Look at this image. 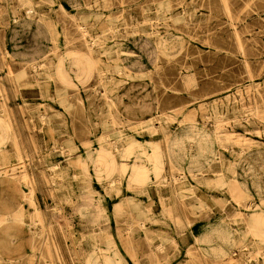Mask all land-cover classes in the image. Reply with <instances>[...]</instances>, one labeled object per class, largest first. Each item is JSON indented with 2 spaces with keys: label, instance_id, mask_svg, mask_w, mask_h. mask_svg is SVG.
<instances>
[{
  "label": "bare ground",
  "instance_id": "6f19581e",
  "mask_svg": "<svg viewBox=\"0 0 264 264\" xmlns=\"http://www.w3.org/2000/svg\"><path fill=\"white\" fill-rule=\"evenodd\" d=\"M53 1L0 0V16H8L9 10H12L14 12V20L18 22L21 20L35 23L43 22L48 28L50 24L47 22L53 18V15L59 14L64 21L69 19L72 31L64 30L61 32L63 46H55L56 39H58L55 38L52 39L54 41L53 46L47 49V51L55 54L53 56L54 60L44 61L32 58V61L21 63L19 70L26 71L35 78L34 81L38 85L36 89L37 95L41 98L60 101L64 109L70 111L73 105L67 98V89L72 88V92L77 95L74 101H78L77 104L85 117H96L101 113L104 118L109 117L111 121V126H105L99 133L102 143L96 151H92L90 141L85 140L82 142V152L80 154H74L70 149H66L63 152L65 164L80 171L72 176L79 191L74 196H68V204L72 207L73 213L77 214L81 227L96 226L101 217L106 215L108 211L111 212L113 217L117 219L119 240L117 241L118 243L109 242L110 245L115 247V244H118L117 246L124 244V248H126L127 254L130 259L132 258L134 264H159L158 260H156L157 248L162 246V243L154 248L151 247L149 234L152 235L153 230L146 224V216L154 211L153 205L145 204L143 200L134 197V195L146 194L148 190L123 182L118 167L121 144L119 143L120 133L118 125L114 120L115 113L120 109L118 105V90L115 88L113 92H108L105 89V82L100 74L98 62L92 52V45L96 42L88 44L83 40L88 31L86 25L81 24L80 19L83 17L91 18L94 25L104 24L103 28L98 32H114L119 25L130 28L135 24V17L138 16L141 17L143 22L152 20L163 21L165 19L171 21L174 24L173 30L169 34V37L173 40L172 46L167 45V41L165 42L163 38L164 34L157 29L150 36L145 37L143 44V49L146 51V59L151 65L149 70L158 74L164 64H169L176 60L175 54L179 52L185 53L192 32H189L190 30L184 31L182 28L184 26L189 28L190 25H195L193 24L195 21L206 18L204 14L201 17L196 15V8L192 6L187 8L188 11L186 13L172 11L173 6L167 0H165L166 2L160 0L155 8L140 0H138V3L141 7L138 8L129 7V5H126L128 1L125 0H121L122 6L112 7L113 3L110 0H105L106 5L104 7L99 4L96 11L86 14L83 11H78V9L99 3V0H72L70 2L73 3L76 12L71 14L63 1L57 8L58 12L54 11ZM219 1L223 11L220 17L226 18L230 22L229 25L232 28V34L237 46V56L242 63L244 71L247 72V78H249L247 88L250 89L254 98L251 116H262L264 118V15L258 14V8H256L258 16L252 13V11H255L256 5H262L261 2H264V0H246V7L251 12L242 23L240 21L243 20V16L230 13L228 4L231 0ZM43 5L48 7L44 9ZM248 16H251L255 22L250 21ZM48 30L49 34H54L53 30ZM132 34L133 39L139 37L138 30H135ZM115 41H119L117 44L115 43L116 46L123 43L121 39ZM180 42L182 46L177 48ZM204 48L207 47L204 46ZM113 49H115L114 46L109 47L104 43L98 48L101 61H103V64L108 63L109 67L111 62L115 60V50ZM204 50L206 51L207 49ZM261 54L263 56L260 58ZM0 55L5 58L4 49H0ZM3 65H6L7 70L3 69ZM1 70L13 71L11 65H8L6 61L0 63ZM126 70V73L129 74L133 70L139 71L140 68L136 66L134 61L133 65L126 67ZM47 71L50 72L47 73ZM254 71L258 72L254 73ZM50 74L53 76L52 81L47 79ZM92 77H96L97 84L88 88V82ZM56 81L66 89L61 90L56 85ZM3 90L4 88L0 86V92ZM17 95L15 97H18ZM7 97L9 95H6ZM84 100L91 107L86 105ZM97 101L98 104L96 103ZM23 107L20 101L17 102L16 108L9 106L6 101H1L0 103V264H64V254L70 249L67 240L68 236L65 234L58 236L55 225L42 214L32 198L36 189L47 184L52 186L54 177L52 175L47 177L42 171L37 172L34 168L33 159L30 157L32 155L26 150L28 144L32 147V150H35L36 147L35 143L32 142L33 137L30 135L33 128L31 129V125L23 117L20 120L15 115L16 110L23 112L25 108ZM54 115H59V112H55ZM247 115L243 114L235 117V122L239 123V120L242 119L248 120ZM39 116L43 121H47L44 111ZM218 120L221 122V117ZM45 130L52 137L55 132L54 125H48ZM25 131L28 136L24 135ZM28 139L30 142H28ZM7 143L10 148L6 146ZM219 143L222 145V140H219ZM256 147L259 146L249 142V148L246 151ZM10 149L15 161L10 159ZM87 162L92 164L91 171L97 184L94 187L89 186L88 181L90 179L86 176ZM172 176L175 178V175L171 174L170 177ZM104 180H109L114 185L117 184V188L119 185L126 187L130 194L125 201H118L113 204L111 202V193L109 194L104 189H98V184ZM21 184L26 187V189L24 188L25 190ZM155 187L158 191L165 188L169 201L167 205L161 204L164 215L159 223L166 224L167 221H172L174 225L184 227V222L180 219L176 203L177 191L175 192L171 180L168 176L162 177L156 182ZM117 193L118 191L115 192V195ZM23 199H29L30 203L34 205L35 213L30 219L23 215V205L21 206ZM105 202L107 204H104ZM245 206V208H248L249 204L246 203ZM124 230L127 233L126 238L122 236ZM107 231L108 226L103 228L96 227L93 230L83 232L80 243L82 250L79 254V264H96L94 257L97 258L101 249V246L95 243L96 236ZM255 250L257 254L260 253V258L264 264V248L256 245ZM71 259H73V256Z\"/></svg>",
  "mask_w": 264,
  "mask_h": 264
},
{
  "label": "rangeland",
  "instance_id": "374dc122",
  "mask_svg": "<svg viewBox=\"0 0 264 264\" xmlns=\"http://www.w3.org/2000/svg\"><path fill=\"white\" fill-rule=\"evenodd\" d=\"M62 1L70 14L76 12L73 3L70 2L72 0H54L52 5L54 11L58 12L57 8ZM110 1L113 3L112 7L121 5V0ZM125 1H128L126 5H129V7H141L138 0ZM140 1H144L145 4L155 8L160 0ZM167 2L173 6L172 11L180 13H186L188 11L187 8L190 6L195 7L196 15L201 17L204 14L206 19L195 21L193 23L195 25H190L189 28L185 26L182 28L184 31L190 30L189 32H192L185 53L179 52L180 54H175L176 60L172 63L164 64L158 73L159 75L156 73L153 77L154 82L159 85H171L173 94L170 97H164L156 117L151 121L152 128H154V122H158L161 125L166 121H173V116L180 115L185 108L198 102L203 122L211 125L221 138L219 140H222V145H220L222 151H229L238 155L241 151L249 148V142L254 143L255 146L264 147V118L262 116H251L254 98L250 89L247 88L249 78H247V72L244 71L242 63L237 56V46L232 34V28L229 25L230 22L226 18L220 17L223 14L220 1L167 0ZM245 2L246 0H231L228 4L231 14L243 16V20L240 23L246 20L247 15L251 12L246 7L247 3L245 4ZM261 3L262 5H256L255 11H252L255 16H258V14L264 15V2ZM99 4L104 7L106 1L99 0V3L80 8L78 11H83L85 14L94 12L98 9ZM45 7L47 8L48 6L43 5L44 9ZM256 8H258V14H256ZM155 12L158 13L159 11ZM8 13V16H0V49L5 51V58L0 55V63L6 61L8 65H11L13 71H0V86L4 88L0 92V103L1 101H6L9 106L16 108L17 102L20 101L25 107H23V112L16 110L15 115L20 120L23 117L31 125V129L33 128L30 135L33 137L32 142L35 143L36 148L32 150V147L28 144L26 150L32 155L30 157L33 159L34 168L37 172L42 171L47 177L51 175L54 177L52 186L47 184L36 189L32 198L42 214L55 225L58 236L60 237L64 234L68 236L67 240L70 249L64 254L65 260L63 263L79 264V254L82 250L80 243L83 232L93 230L96 227L109 226L111 222H116L117 225V219L108 211L106 215L101 217L96 226L81 227L79 225V218L77 214L73 213L67 198L68 196H74L79 191L72 176L80 171L65 164L63 152L66 149H70L74 154H80L82 152V142L85 140L90 141V148L92 151H96L102 143L99 133L105 126H111V121L109 117L104 118L101 113L96 117H85L77 104L78 101H74L77 95L72 92V88L67 89V98L73 105L70 111L64 109L60 101L41 98L37 95L36 89L38 85L34 81L35 78L30 73L19 70L21 63L32 61V58L53 61L55 54L47 51V49L53 46L54 41L52 39L55 38H58L55 46H63L61 32L64 30L72 31L70 20L64 21L59 14H51L53 18L48 20L47 23L50 24L48 28L43 22L35 23L25 20L18 22L13 19L14 12L12 10H9ZM248 17L250 21H254L251 16ZM135 19V24L130 28L119 25L114 32H98L103 28L104 24L94 25L91 18L83 17L80 19L81 24L86 25L88 31L83 40L88 44L96 42L92 45V52L98 62L99 71L105 82V89L108 92L115 90L117 79L127 78L130 75L117 76L118 71H113L108 63L103 64V61H101L98 48L107 39L112 41L119 40L134 33L135 30H138V32L151 30L153 32L159 24L168 26L171 31L173 30L174 24L167 19L146 22H143L140 16L135 17ZM48 29L53 30L54 34H49ZM183 30L180 29L181 32ZM184 44L186 43L184 42ZM178 46L181 47L182 43L180 42ZM204 46L207 48H204ZM204 49L207 50L205 51ZM262 56L263 54L260 55V58ZM2 67L7 70L6 65ZM49 72L47 71V73ZM257 72L254 71V73ZM160 74L162 75L160 76ZM47 79L52 81V74ZM96 84V77H92L88 82V88L94 87ZM56 85L61 90L66 89L58 82ZM16 94H18V97H15ZM6 95H9V97L6 98ZM84 103L89 105L86 100H84ZM96 103L98 104V101ZM43 111L47 116L46 122L48 123L39 116ZM55 112H59V115H54ZM243 114H248V120L242 119L239 120V123L235 122L234 118ZM220 117L221 122L218 120ZM48 125H54L55 128L52 137L45 130ZM24 135L28 136V133L25 131ZM120 141L121 138H119ZM28 142H30L29 139ZM6 146L10 148L8 143ZM11 152L12 150L10 149V159L15 161ZM91 168V162H87L86 176L90 179L88 181L89 186L94 187L97 184ZM168 178L172 180L174 176L170 177L169 175ZM98 185L99 190L104 189L109 194L111 193V201L115 200L117 196H128L130 194L126 187L119 185L117 188V184L114 185L109 180H104ZM21 186L26 189L24 185L21 184ZM116 191H118L117 195H115ZM144 197L148 199L147 196ZM143 201L146 202L145 200ZM104 204H107V202ZM145 204L148 203L146 202ZM245 204V201L242 203L235 202L238 207L242 206L245 208ZM22 205L24 217L30 219L35 213L34 205L30 203L29 199H23ZM153 205L156 206V204ZM219 215H222V213H219ZM208 217L211 218V215ZM238 217L241 218L242 214L236 213V215L231 216L227 213L225 218H220L219 221L229 227L236 228L241 225ZM216 218H219V216L212 217L211 220L207 219L205 222L215 221ZM105 233L96 236V238ZM255 251V248L244 238L225 252L223 257H220V261L213 263L210 251L205 252V259L209 260V264H259L261 255ZM72 256L73 259H71ZM130 260L133 262L132 258Z\"/></svg>",
  "mask_w": 264,
  "mask_h": 264
},
{
  "label": "crops",
  "instance_id": "0c3cea01",
  "mask_svg": "<svg viewBox=\"0 0 264 264\" xmlns=\"http://www.w3.org/2000/svg\"><path fill=\"white\" fill-rule=\"evenodd\" d=\"M157 29L164 34L167 45L172 46L170 27L159 24ZM151 33V30L141 31L137 39L132 38L133 34L125 36L119 46L115 45L119 41L109 39L104 44L115 48V60L110 67L118 71L117 76H125L126 67L134 61L140 68L129 73L130 77L117 79L120 109L114 119L121 138L118 156L121 179L148 190L146 194L134 195L135 198L156 204L154 211L146 216V224L153 230L149 234L151 247L162 243L157 248L156 260L159 264H209L205 252L210 251L214 263L244 238L254 248L256 245L264 248V147L238 155L222 151L220 137L211 125L203 122L198 102L173 116V121L161 125L154 122L152 128L151 121L164 97L172 96L173 87L153 80L156 73L149 70L151 65L143 49L145 37ZM171 174L176 177L171 183L177 191L176 203L184 227L172 221L159 223L164 215L161 204L167 205L169 201L166 189L157 191L155 184ZM127 197L120 195L111 202H123ZM244 201L248 208L235 205ZM227 213L242 214L238 217L241 225L232 228L219 221ZM209 215L219 218L206 223L205 220H211ZM108 227L105 234L96 238L95 243L101 249L97 258L94 257L95 263L134 264L123 245L114 247L109 243H118L116 222ZM122 236L126 238L127 233L123 231ZM259 264H263L262 259Z\"/></svg>",
  "mask_w": 264,
  "mask_h": 264
}]
</instances>
